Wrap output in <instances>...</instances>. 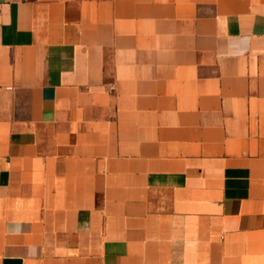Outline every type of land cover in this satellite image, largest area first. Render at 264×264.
Listing matches in <instances>:
<instances>
[{"label":"crops","instance_id":"crops-1","mask_svg":"<svg viewBox=\"0 0 264 264\" xmlns=\"http://www.w3.org/2000/svg\"><path fill=\"white\" fill-rule=\"evenodd\" d=\"M0 264H264V0H0Z\"/></svg>","mask_w":264,"mask_h":264}]
</instances>
